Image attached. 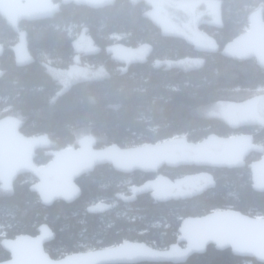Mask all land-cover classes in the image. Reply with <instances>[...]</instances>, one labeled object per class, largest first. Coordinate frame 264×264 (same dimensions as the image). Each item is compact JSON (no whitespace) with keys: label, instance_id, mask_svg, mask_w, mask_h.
I'll return each instance as SVG.
<instances>
[{"label":"trees","instance_id":"16d2710c","mask_svg":"<svg viewBox=\"0 0 264 264\" xmlns=\"http://www.w3.org/2000/svg\"><path fill=\"white\" fill-rule=\"evenodd\" d=\"M220 24H201L199 28L216 43L212 50L197 48L183 36L165 34L148 15L151 6L145 0H115L103 8L74 4L61 5L50 19L23 22L28 51L33 61L17 66L11 52L16 34L0 17V42L7 40L0 59V118L16 117L27 134H46L55 146L73 143L74 138L91 136L97 146L117 144L130 147L156 143L177 136L198 141L210 133L230 136L238 132L254 133L256 126L231 129L223 117L200 115L199 109L219 101H238L264 92V70L253 59L237 60L223 52L224 45L247 27V16L264 0H219ZM85 30L97 52L80 55L79 65L104 69V76L75 82L61 89L47 68L67 69L77 54L74 40ZM146 46V54L129 58H111L110 48L135 51ZM186 57L201 58L202 64L182 69L171 62ZM257 129V130H255ZM255 141L264 147V131ZM259 157L250 153L240 168H210V185L183 203L169 201L152 205L138 200L136 213H114L112 224L99 223L97 215L60 213L67 228L56 232L55 243L72 247L79 236L93 242L109 243L127 234L128 227L146 224L158 217L168 222L166 236L176 239L180 219L200 216L216 209L232 208L251 216H264V192L251 187L247 163ZM176 167V166H174ZM163 167V168H174ZM181 173L184 171H180ZM176 173V172H175ZM22 177L12 192L0 191V227L10 221L18 228L51 221L41 213V204L28 190ZM81 198H94L100 191L141 183L139 176L100 167L91 181L85 180ZM136 206V205H133ZM38 212V214H37ZM127 218L133 221L126 220ZM50 223V222H49ZM152 230L150 237L159 234ZM1 232V231H0ZM137 264H264L253 258L234 255L230 249L208 245L203 253L193 254L185 262H141Z\"/></svg>","mask_w":264,"mask_h":264},{"label":"water","instance_id":"95a60500","mask_svg":"<svg viewBox=\"0 0 264 264\" xmlns=\"http://www.w3.org/2000/svg\"><path fill=\"white\" fill-rule=\"evenodd\" d=\"M1 1H5L2 2ZM115 0H0V15L12 30L18 34L17 42L11 46L14 62H32L28 51L27 35L19 30L21 20H38L57 13L61 4L74 2L91 8H103L112 5ZM111 58L123 60L132 54L124 48L112 47ZM3 47L0 45V56ZM225 55L234 59H254L264 70V20L261 8L254 9L247 16L246 29L224 47ZM3 70L0 69V77ZM225 120L231 129L242 126H258L254 133L220 136L210 133L198 141L186 136H177L167 140L146 143L130 147L109 144L94 148L95 140L84 136L78 148L66 147L49 152L52 160L42 166L33 162L34 149L45 147L46 134L27 137L19 130L20 121L16 117L0 118V183L4 187L19 174L31 173L37 179L30 190L37 194L44 204L53 200H72L79 193L74 179L93 170L99 164H111L120 172H151L163 165H195L212 168H240L245 165L250 153H258V159L246 165L250 172L251 187L256 192H264V147L254 142L255 137L264 131V92L246 99L228 102ZM17 144V148L10 145ZM43 226L39 235L32 241L37 243L32 260H23L21 264H137L141 262H185L193 254L205 251L208 245L219 250L230 249L234 255L253 258L264 263V216H251L239 210L226 208L212 210L200 216L182 219L178 240L184 246L173 245L166 249H152L140 242L123 241L104 249L66 255L53 259L44 250V242L49 238ZM51 234V232H50ZM24 237V236H23ZM19 237V241L23 239ZM51 237V235H50ZM13 260L2 264H17Z\"/></svg>","mask_w":264,"mask_h":264},{"label":"flooded vegetation","instance_id":"af4514ba","mask_svg":"<svg viewBox=\"0 0 264 264\" xmlns=\"http://www.w3.org/2000/svg\"><path fill=\"white\" fill-rule=\"evenodd\" d=\"M61 0H52L53 3H56ZM5 2V1H1ZM68 4H74V2H70ZM15 5H16V0H15ZM61 5H67V4H61ZM60 5V8H61ZM83 6L89 7L87 5L81 4ZM80 6V5H77ZM91 8V7H89ZM261 8V5L258 7H255V9ZM254 10V9H253ZM60 11V9H59ZM58 11V12H59ZM56 14V13H55ZM53 14L51 17H45L41 18L38 20H21L19 22V30L20 31H25L24 28L21 27L23 22H36L44 19H50L54 17ZM0 17L4 20L5 24L11 29L12 28L7 24V21L0 15ZM15 33V32H14ZM16 34V33H15ZM18 39V34H16V41ZM6 42L1 41L0 45L3 47V52L2 55L5 51L6 48ZM14 43V44H15ZM12 44V45H14ZM74 44V43H73ZM11 45V46H12ZM214 48V47H213ZM207 50H210V48H207ZM74 51L77 53L74 57V63L70 65L67 69H58V68H47L46 71L52 78V80L55 81L57 85L60 86L61 89H66L75 82H80L83 81L81 78H76V77H65L62 76L65 75L71 68H82L86 67L84 65H79V57L80 55L84 54L87 55L88 53L80 52L77 49L74 48ZM12 52V57L14 59L13 51ZM0 56V59L2 57ZM234 59V58H233ZM118 60V59H116ZM241 60V59H237ZM242 60H250V59H242ZM254 60V59H253ZM255 61V60H254ZM22 64L19 65L20 67H25L29 65L31 62H25V61H20ZM52 69L55 72L52 74L49 70ZM91 70L94 71H101L102 68L99 66L98 68H90ZM62 70V71H61ZM263 70V69H262ZM57 74L58 72H63ZM71 80V81H70ZM70 81V82H68ZM22 123L20 122V125ZM250 126V125H248ZM257 129H259L258 126H256ZM255 129V130H257ZM18 130L25 136L31 137V136H37L39 134H27L21 131V126H19ZM251 132H238L236 134H248ZM234 135V134H233ZM83 137H78L74 138L73 143H70L66 146H55L52 143V138L48 136V142L45 147H36L34 149V156H33V162L36 166H42L48 163L49 161L52 160L53 156L49 154L51 151H57L66 147H74L78 148V143ZM254 142L255 139H254ZM259 143V142H256ZM262 145V143H259ZM11 148H17L18 145H10ZM106 146V145H103ZM103 146H97L96 141L95 144L93 145L94 148H99ZM263 146V145H262ZM260 156V155H259ZM259 158V157H258ZM257 158V159H258ZM100 167H105L106 169L110 170L112 169L113 171L115 170L111 164H99L96 165L93 170L85 172L81 174L80 176L76 177L74 179L75 184L79 188V193L77 196L69 201L66 200H60L56 199L53 200L50 204H44L37 196L36 193L35 197L37 198L41 204V213L45 214V216H49L51 221H44L40 224L34 223L30 224L29 227L26 229H20L17 224H13L10 221L8 223L1 225L0 227V264L3 262H8L13 260V255H16L15 259H17V264H21L20 262L23 260H29L33 259L32 256L30 257L29 254H32L35 246H38L37 243H34L32 239L39 235L41 228L43 226H46L50 232L44 231V236L48 237L49 240L44 242V250L46 253L49 254V256L53 259H60L66 255L69 254H74V253H82V252H88L92 250H97V249H104L108 247H113L116 246L123 241H134V242H140L145 244L146 246L152 248V249H166L170 246L173 245H178V246H184L183 242H180L178 240V235H179V226L181 223L180 222L176 228V239L172 242H169L170 240H167L166 236V229L168 228V222H164L162 218L158 217V219H155L151 222H148L146 224H138V225H132L128 227L127 234L128 236L125 235L121 237L118 240L109 242V243H104L100 239H96L94 242L85 237V236H79L80 240H77L74 244H72V247H69L64 245V244H56L53 243L55 241L56 237V232L64 230L67 228L64 223L61 222V219L57 223V231L55 230V221L60 213H66L69 212L71 215H81L80 219L81 222L83 221L84 223L86 222L84 220L85 216L87 214L89 215H97L95 218L99 221V223H107L105 226H109V224H112V220H116V217H113L114 213H122V215L130 214L132 213L133 215L136 213L137 205L139 203L138 200L140 199H147L152 205H157L159 203H165L169 201H175L179 203H183L185 200H190L191 198L195 197L196 195L203 193L207 188L208 185H205L203 187H197L194 188L193 190H188L184 191L185 187L184 185L186 183L192 182V181H198L199 179L201 180L202 178H210V168L212 167H206V166H195V165H180V166H167L163 165L160 168L151 171V172H141V171H132L127 174H133L139 176V179L141 180V183L138 184L137 186H128L125 189H122L119 191V187L114 186L115 188L113 189H105L103 191H100L97 196H94V198L91 199H86V198H81L82 192L84 191L83 184L86 182L85 180L91 181V179L94 176V173L98 170ZM163 167H174V168H163ZM184 171V172H180ZM119 172V171H118ZM176 172V173H175ZM124 173V172H121ZM22 177H25L24 181H29L27 188L30 190V186L32 183L36 182L37 179L35 176H33L31 173H23L19 174L12 182L9 184L8 187H4L0 183V191L5 192V191H14L16 189V186H19V181ZM31 191V190H30ZM32 192V191H31ZM136 205V206H133ZM38 214V212H37ZM189 217V216H187ZM126 220L133 221L131 218H127ZM152 230H160L158 236L153 234V237H150L149 233ZM51 235V237H50ZM24 236L23 239L19 241V237Z\"/></svg>","mask_w":264,"mask_h":264},{"label":"rangeland","instance_id":"374dc122","mask_svg":"<svg viewBox=\"0 0 264 264\" xmlns=\"http://www.w3.org/2000/svg\"><path fill=\"white\" fill-rule=\"evenodd\" d=\"M151 10L148 12L150 18L161 28L165 34H178L194 44L197 48L212 50L215 42L199 28L201 24L218 26L220 24V2L219 0H145ZM255 9V8H254ZM7 45V44H6ZM74 48L84 53L97 52V47L93 44L85 30L74 40ZM146 46L131 50V54H146ZM182 69L195 68L202 64L201 58L186 57L171 62V65ZM102 68V67H101ZM52 74L54 70H49ZM62 71V70H61ZM64 73L58 72L57 74ZM67 77L81 78V80H92L104 76V69L101 71L91 70L90 67L71 68L65 75ZM71 81V80H70ZM68 81V82H70ZM261 93V92H260ZM228 101H219L206 108L198 110L200 115H213L225 119ZM84 137V136H80ZM78 138V137H76ZM210 178H202L184 185L185 190H193L197 187L210 185Z\"/></svg>","mask_w":264,"mask_h":264},{"label":"bare ground","instance_id":"6f19581e","mask_svg":"<svg viewBox=\"0 0 264 264\" xmlns=\"http://www.w3.org/2000/svg\"><path fill=\"white\" fill-rule=\"evenodd\" d=\"M188 259V258H187Z\"/></svg>","mask_w":264,"mask_h":264}]
</instances>
